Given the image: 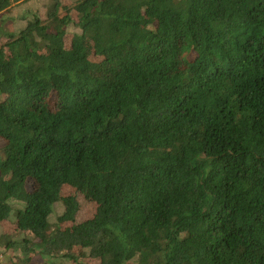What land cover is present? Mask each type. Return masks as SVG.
<instances>
[{
  "label": "trees",
  "instance_id": "1",
  "mask_svg": "<svg viewBox=\"0 0 264 264\" xmlns=\"http://www.w3.org/2000/svg\"><path fill=\"white\" fill-rule=\"evenodd\" d=\"M0 264H264V0H0Z\"/></svg>",
  "mask_w": 264,
  "mask_h": 264
},
{
  "label": "rangeland",
  "instance_id": "2",
  "mask_svg": "<svg viewBox=\"0 0 264 264\" xmlns=\"http://www.w3.org/2000/svg\"><path fill=\"white\" fill-rule=\"evenodd\" d=\"M92 193H93V196L96 197L97 199H100L101 196H106L104 193H102L97 188H94Z\"/></svg>",
  "mask_w": 264,
  "mask_h": 264
}]
</instances>
